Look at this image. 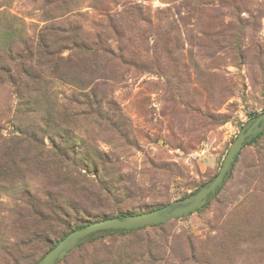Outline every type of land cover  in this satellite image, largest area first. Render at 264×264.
I'll return each mask as SVG.
<instances>
[{
	"label": "rangeland",
	"instance_id": "374dc122",
	"mask_svg": "<svg viewBox=\"0 0 264 264\" xmlns=\"http://www.w3.org/2000/svg\"><path fill=\"white\" fill-rule=\"evenodd\" d=\"M40 35L63 50L64 78L24 56ZM98 35L131 61L79 48ZM0 49L40 77L0 83V264L31 235L13 226L24 212L33 222L27 194L50 193L71 226L165 206L214 178L264 111V0H0ZM38 229L52 243L65 231ZM60 264H264V136L202 210L100 237Z\"/></svg>",
	"mask_w": 264,
	"mask_h": 264
},
{
	"label": "trees",
	"instance_id": "16d2710c",
	"mask_svg": "<svg viewBox=\"0 0 264 264\" xmlns=\"http://www.w3.org/2000/svg\"><path fill=\"white\" fill-rule=\"evenodd\" d=\"M5 36L9 40H12L14 38L15 34H14V36H13V34H7ZM82 43H81V45L79 44L80 46L78 45L79 48L82 49L83 51H86V53L94 55L96 57L101 55L107 59L109 58L112 60L113 59L114 60H120V62H122V63H127V62L131 61V60H128L127 58H124V56H123L124 52H123L122 48L117 49V48L111 47L110 44L106 43L104 41V38L99 36V35L97 36V39L94 38L93 40L89 41V43H87V40L83 41ZM47 45H49V43H45V38L40 35V38H38L37 43L35 45H33L32 47H29V50H27L25 52L26 55H24V56L27 59H29L28 61H30L31 64L33 65V61H34L33 55H36V60H35L32 68H35V66H37V64L38 65H44L46 68H48L50 70L51 73L56 74L58 77H61V79H62V78H64V76H62L64 74L63 72H65L67 70V64H68L67 59H65L62 55L63 50L52 49V48L48 47ZM237 48L239 49L238 51L243 54L242 48H240V47H237ZM19 57L20 58H19L18 62H16V60H14L15 58L14 59L10 58V60L7 61L5 56L2 55V52H0V83H10L15 88H17L18 84H17L16 78H27V77H29L30 79H33L34 81H36L37 79L40 78L39 75H38V78H35L37 76L35 74H32V71L29 70L25 66L24 58L20 54H19ZM243 57H244V54H243ZM36 62H37V64H36ZM263 79H264V72H263ZM254 82L256 84H258L256 82V80H254ZM260 85H262V92L264 93V81L261 82ZM82 96L85 97L86 94H82ZM83 101L86 103V105H89L88 98L86 101H85V99ZM259 114L260 113H257V112L251 113V115H253V118H256ZM263 136H264V130L262 132H260L258 135L252 137V139L249 142H247L244 145V147L247 145H250V144L257 143L259 141V139ZM54 148L57 150V152L54 153V155L56 157L60 158V157H63L65 155L64 152L62 151L60 145L57 142L55 143ZM241 151L235 157V161L232 164L231 170H229V172L225 175L223 184L217 189V191L214 194H211L209 196L208 202L202 208H200L198 210H202L204 207H206L211 202V200H213L217 196V194L224 188L227 181L233 175V170H234V167L238 161L239 155L241 154ZM6 155H8V154L6 153L3 155L4 161H6L5 160ZM3 157L1 158V160L3 159ZM13 166L18 168L16 162H13ZM217 174H218V172H217ZM216 175L214 176V178L216 177ZM214 178H212L208 183H210ZM208 183H206V184H208ZM206 184H202L200 187H198L196 190H194V192H196L199 188H201L202 186H204ZM194 192H192V193H194ZM189 195L185 194L183 196V198H185ZM26 197L28 200V204L30 205L29 208L27 209V216L33 222L30 225L28 223H26L27 217H26L25 212H24L23 217L20 220L13 222V226L15 227L16 230H18L24 234H26L28 231H30L31 235H26V236L22 235L19 238H16V241H15L16 244L14 247L15 251H11V248H10V252H8V254H9V257L11 259V262L14 264H18L22 258H25V260L31 259V264H39V262L47 254V252L49 250H51L52 248H54L60 242V240L62 238H64L68 233H70V232H72L78 228H83L92 222L102 220V219H106V218H110V217H117V216L125 217L128 214L146 212V211L129 212L127 214L116 213V214H112V215H108V216H103L101 219H98V220H91V221L89 220V221L77 223V224L71 226L70 224L66 223V220H64L65 209H63L61 206H58L56 203L53 202L50 193L46 194V199H44V201L33 198L30 194H27ZM160 207H154V208L149 209L147 211L154 210V209L160 208ZM57 209L60 212V214L58 212H56ZM191 213H193V212H191ZM165 223L166 222L159 223V224H153L150 226L151 227L162 226ZM56 224H58V225H56ZM40 225L41 226L42 225H49V226L52 225L54 227L55 226L58 227L61 225L64 227L65 231L60 235V237L55 242L52 243V242H50V238H48L49 231L46 229H42V230L38 229V228H41ZM146 227H149V226L136 228V229H130V230H115V231L109 230V231H102V232L95 233V234L91 235L88 239H86L83 242H81L80 244H78L69 253H72L76 250L83 249V247L87 246V244L89 242H92V241H94L100 237H103V236H106L109 234L119 233V232L123 233V232L137 231V230L145 229ZM34 228H36L37 230H32ZM4 243H6V242L2 241V237H0V245H2L3 247H7ZM44 247H46L45 251L37 258L36 251L38 249H40V248L42 249ZM1 250H4V248H2ZM67 255L62 260L57 262L56 264H60V263L64 262L67 258Z\"/></svg>",
	"mask_w": 264,
	"mask_h": 264
},
{
	"label": "water",
	"instance_id": "95a60500",
	"mask_svg": "<svg viewBox=\"0 0 264 264\" xmlns=\"http://www.w3.org/2000/svg\"><path fill=\"white\" fill-rule=\"evenodd\" d=\"M264 130V111L243 126L237 138L230 146L228 153L216 177L189 196L174 201L154 210L128 214L125 217H110L98 220L68 233L60 242L41 259L39 264H56L78 244L91 235L102 231L130 230L167 222L180 218L202 208L211 194L223 184L225 175L231 170L235 157L252 137Z\"/></svg>",
	"mask_w": 264,
	"mask_h": 264
}]
</instances>
